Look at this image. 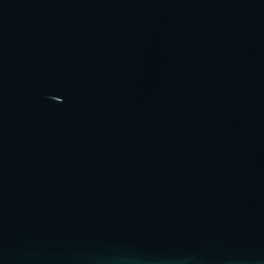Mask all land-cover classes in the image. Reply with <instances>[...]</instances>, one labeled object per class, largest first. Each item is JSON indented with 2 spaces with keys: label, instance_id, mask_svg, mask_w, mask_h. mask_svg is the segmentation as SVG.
Masks as SVG:
<instances>
[{
  "label": "water",
  "instance_id": "95a60500",
  "mask_svg": "<svg viewBox=\"0 0 264 264\" xmlns=\"http://www.w3.org/2000/svg\"><path fill=\"white\" fill-rule=\"evenodd\" d=\"M0 264H264V0H0Z\"/></svg>",
  "mask_w": 264,
  "mask_h": 264
}]
</instances>
